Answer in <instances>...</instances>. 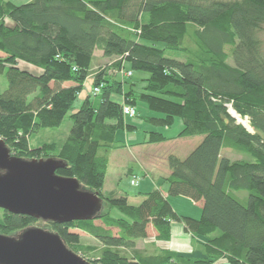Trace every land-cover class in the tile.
I'll return each mask as SVG.
<instances>
[{"label": "trees", "instance_id": "1", "mask_svg": "<svg viewBox=\"0 0 264 264\" xmlns=\"http://www.w3.org/2000/svg\"><path fill=\"white\" fill-rule=\"evenodd\" d=\"M263 33L264 0H0V74L7 77L0 140L18 158L62 161L59 175L75 177L103 201L91 220L44 223L47 229L89 264H213L222 258L264 264ZM96 50L114 61L96 73V94L74 108ZM125 62L130 76L148 73L139 90L133 83L124 90L126 78H116ZM122 102L144 104L150 115L139 118L147 124L169 128L178 118L176 137L200 138L185 157L167 156L169 172L159 183L165 193L156 186L133 205L123 190L102 191L109 156L124 145L116 133L132 127ZM227 105L249 119L252 131ZM66 116L71 128L62 145L30 146L33 133L54 129ZM144 135L141 144L171 140L158 131ZM225 148L245 157L232 160ZM169 196L200 201L199 218L176 213ZM37 221L0 209V234ZM177 221L192 237L204 238L203 256L137 248L148 224L166 241ZM77 231L101 248L80 245Z\"/></svg>", "mask_w": 264, "mask_h": 264}, {"label": "water", "instance_id": "2", "mask_svg": "<svg viewBox=\"0 0 264 264\" xmlns=\"http://www.w3.org/2000/svg\"><path fill=\"white\" fill-rule=\"evenodd\" d=\"M64 165L52 157L18 158L1 139L0 209L43 223L91 220L100 213L102 198L75 177L59 175L56 170ZM0 264L89 263L53 230L27 226L16 234H0Z\"/></svg>", "mask_w": 264, "mask_h": 264}, {"label": "rangeland", "instance_id": "3", "mask_svg": "<svg viewBox=\"0 0 264 264\" xmlns=\"http://www.w3.org/2000/svg\"><path fill=\"white\" fill-rule=\"evenodd\" d=\"M10 1L13 2L14 4H24L30 0H10ZM261 39H262L263 51H264V33L261 34ZM2 56L3 55L0 52V57H2ZM93 61L94 62L92 64V68L90 70L91 73L85 79L84 88L79 93L78 99L75 101L74 108H78L80 106L81 101L88 94L94 93L95 86L93 83V81H94L93 79H94L96 73H98V71H100L101 68L103 69L106 66L110 67V65L113 63L114 60L104 58L102 56V53L99 50H96L94 53ZM17 65H18V67H20L22 69H26V70H27V68L36 69L33 66L22 63V62H19ZM127 70H131V68H130L129 63L125 62L124 63V69H122L120 71V74L117 75L116 78H119V79H123V77L126 78L125 84H124L126 89L128 88L129 84L134 83V86H136V89L139 90L145 83L144 81H142V79L146 78L148 73L143 72L141 70H138V71H133L132 75L130 76V73ZM111 71H112V69H111ZM114 73L116 74L117 72H114ZM6 86H7V77L5 76V74H0V92H3L7 88ZM92 88H93V92H92ZM94 94H96V92ZM116 97L117 96H114V98H116ZM124 102H122V103L125 106L128 105L127 103H124ZM129 105L135 109L136 114H135V116H132L129 118L126 117V118L129 120L130 119L131 120H136V119L142 120V118L138 119V117L140 116V114H141V116L145 115V109L144 108H146V106L142 103L135 105V106L131 105V104H129ZM230 106L231 105H227V109ZM229 109H228V111H229ZM146 112H147V110H146ZM229 112L232 114L233 109L232 110L230 109ZM123 116H125V115L123 114ZM242 119H244L243 121H247L248 124H250L249 119L247 117H244ZM235 120H237V119H235ZM238 123L242 124V122H238ZM70 125H71V121H70L69 117L66 116L65 120L59 126L54 127V129L43 128V130H40L37 133H33V135L29 138L30 146L32 148H34L36 146H40L44 142H56V144L58 146L62 145L63 142L66 140V136L68 135V133L70 131V128H71ZM242 125L245 126L244 124H242ZM125 129H127V128H123L122 130L124 131ZM247 130H251V128H247ZM148 132H149L148 130H145L144 133H148ZM116 139L118 141H122L121 130H119L116 133ZM199 139L200 138L197 136L179 138V137H176L174 135V138H172L171 140L164 141L163 143L147 144L148 145L147 147H142L141 149L134 150V151H133V149L130 151L124 150V148H126L125 145H123V147H120L119 149L113 150L112 151V152H114L113 157H112L113 159L111 160L110 166L108 168L109 173L105 176V179H104L105 181H104V184L102 187V191L104 193H107L113 188H118L120 190H123L124 192H127L128 196H129V198H128L129 203L132 205L137 204L141 201L142 197L140 195H138L139 193H143L144 190H149V189L151 190L150 183L152 186H155V187L158 186V188H160L161 190H164L163 192L165 193V185L160 186L158 183H160V181H161V178H159V177L161 176L163 178L165 176L164 174H166V172H167V169H168V167L166 166L167 156L169 154L174 155V153H176V154L179 153V155H185L187 150H190L189 148L194 147L196 141L198 142ZM185 146H187V148ZM185 148H186V150H185ZM223 153H225V155L229 156L232 160L239 159L240 157H245V155L242 152H237L231 148L223 149ZM139 156H141V157H139ZM139 158L144 161V164H143L144 167H146L147 170L150 171L151 173H154L153 177H155V178H152V176H147V173L143 174V176H142V174L139 172V169H138L140 167L139 166H137L138 168L136 167V164L139 165V163H140ZM125 165L129 168H132V167L136 168L135 173L132 175H126V173L123 172V170H124L123 167ZM145 177H147V178H145ZM132 179L137 181V184H133V183L131 184ZM153 180H156L157 183L156 182L153 183ZM168 198H169L171 206L175 210H177L178 212L184 213L185 215L189 214L190 217L191 216H197V218H199V215L201 213V208L199 207V205H197L195 202H193L190 198H185L182 196H176V197L169 196ZM192 218H194V217H192ZM96 223L101 224L99 222H96ZM172 223H174L173 224L174 226L172 228L174 240L177 239V241H178L181 238V236L183 237L182 240H184V241L186 238H188V240L190 239V236H189L190 232H187L186 230H184V224L181 221L172 222ZM176 223L181 224V225H177ZM30 226H34V227L38 226V227H42V228L47 229V226H45V224L42 221H37V223H33ZM171 226H172V224H171ZM179 226H180V228H182V230L186 234H188V237L186 234L182 233V231H181V235H176V231H175L174 227H179ZM150 231H152V230L147 231V234H149L150 237H147L144 240L138 239V242L136 244L137 248L145 249L146 247H148L149 250H155V251L159 250V248L170 249V248L166 247V244H167L170 237L166 241H163L157 237V232H156V235L155 234L153 235V232H150ZM115 232H116V229H113L112 233H115ZM78 235L80 237V240H79L80 245H86V246H91V247L94 246L96 248H101V246L99 245V243L97 242V240L95 238L90 237L89 235L83 233L82 231L78 232ZM152 236H154V237H152ZM170 236L172 237V235H170ZM191 238L193 240L194 237H192V235H191ZM200 238H203V237L202 236L196 237L195 241H193V244L199 246L200 244H198V243L200 241Z\"/></svg>", "mask_w": 264, "mask_h": 264}, {"label": "crops", "instance_id": "4", "mask_svg": "<svg viewBox=\"0 0 264 264\" xmlns=\"http://www.w3.org/2000/svg\"><path fill=\"white\" fill-rule=\"evenodd\" d=\"M27 70L28 71H31L33 73H36V74H38L40 72V70L37 71V69H29V68H27ZM134 88L136 89V86H134ZM124 90H126V87L125 86H124ZM144 109H145V115L144 116H149L150 113L146 112V110H147L146 108H144ZM138 119H140V118L138 117ZM125 122L128 125H132L133 126V127L128 128V129H125L124 131L121 130V132H122V141L121 142L126 146V148H124V150H127V151H130L132 149L134 151V150L141 149L142 147H147L148 146L147 144H141V142L145 138V135H144L145 130H148L149 132L158 131L161 134H163L166 138L172 139V138H174V135L175 136L178 135L179 134L178 132H180V130L182 129V122H180V120L178 118H175L173 120V125L170 128H158V127H154L153 125H149V124L143 122L142 120H137V119L136 120H131V119L129 120V119L126 118L125 119ZM196 144H197V141H196L194 147L196 146ZM185 147L187 148V146H185ZM194 147L189 148V149L192 150ZM186 148H185V150H186ZM190 150H187V152L185 153V155H179V153H177V154L174 153V154L175 155H178L179 157H182L183 158V157H185L187 155V153ZM113 153L114 152H111V154L109 156L110 159H109V163H108V166H107V173H106V175L109 173V169L108 168L110 166L111 160L113 159L112 158L113 157ZM139 157H141V156H139ZM139 161H140V163H139V165L136 164V167L137 166L140 167V168H138V167L137 168L139 169V172L142 174V176H143V174L147 173V176H152V178H155V177H153L154 173H151L150 171L147 170L146 167H144V165H143L144 164V161L141 160L140 158H139ZM123 168H124L123 172H125L126 175H132L136 171V168H133V167L132 168H129L126 165ZM168 172H169V170L167 169V172L164 175H167ZM145 178H147V177H145ZM159 178H162V177L160 176ZM154 182L157 183L156 180H153V183ZM150 187H151V190H153L155 186H152L151 183H150ZM151 190L150 189L149 190H144L143 193L144 192H147V191H151ZM196 204L199 205V207H201V202L200 201L198 203H196ZM175 211H176V213H178L180 215H184V216H187V217L189 215V214L188 215H185L184 213L178 212L177 210H175ZM191 217L197 218V216H191ZM173 224L174 223H172L171 230H170L171 231V234L170 235H172V237L170 236V238H169V240H168V242L166 244V247L167 248H170L171 250H173V251H175L177 253L180 252V253L192 255V256L197 257V258H200V256H203V251L201 249V245H202V243L205 242L204 238H200V241L198 243V244H200L199 246L193 244V241H195V238H193V240H192L190 234H189V236H190V239L189 240H188V238H186L185 241L182 240L183 239L182 236H181V238L178 241H177V239L174 240L173 239L174 238L173 237V231H172V228L174 226ZM176 224L177 225H181V224H178V223H176ZM174 228H175V231H176V235H181V231H182V233L186 234L182 230V228H180V226L179 227H174ZM149 230H152L150 232H153V235L154 234L156 235V231H154V229H153V227H152L151 224H148L147 227H146V232L149 231ZM77 233H78V231H77ZM186 235L188 237V234H186ZM147 237H150L149 234H147ZM152 237H154V236H152ZM137 242L138 241H136V243ZM213 264H229V263H227V261H225L222 258V259L216 260Z\"/></svg>", "mask_w": 264, "mask_h": 264}, {"label": "built area", "instance_id": "5", "mask_svg": "<svg viewBox=\"0 0 264 264\" xmlns=\"http://www.w3.org/2000/svg\"><path fill=\"white\" fill-rule=\"evenodd\" d=\"M130 73V72H129ZM98 91V88H94V93ZM230 111V110H229ZM122 113L125 115V117H132V116H135L136 114V111L135 109L132 107V106H128V105H124L123 108H122ZM137 184V181L133 180L131 181V184Z\"/></svg>", "mask_w": 264, "mask_h": 264}, {"label": "bare ground", "instance_id": "6", "mask_svg": "<svg viewBox=\"0 0 264 264\" xmlns=\"http://www.w3.org/2000/svg\"><path fill=\"white\" fill-rule=\"evenodd\" d=\"M229 108H230V107H229ZM229 108H228V109H229ZM230 109H231V108H230ZM231 110H232V109H231ZM232 116L235 117V119H237V122H242V124H244L247 128H250L248 122H247V121H243L244 119H242L240 116L236 115V113H235L234 111L232 112ZM246 127H245V128H246ZM247 128H246V129H247Z\"/></svg>", "mask_w": 264, "mask_h": 264}]
</instances>
